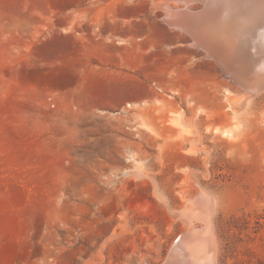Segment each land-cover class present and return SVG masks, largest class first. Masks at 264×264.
Listing matches in <instances>:
<instances>
[{"label":"rangeland","instance_id":"374dc122","mask_svg":"<svg viewBox=\"0 0 264 264\" xmlns=\"http://www.w3.org/2000/svg\"><path fill=\"white\" fill-rule=\"evenodd\" d=\"M164 4L185 6L175 0H0V264H141L142 258L163 264L185 225H170L158 191L173 207L183 206L184 168L199 173L217 203L219 264H264V91L255 96L258 116L232 150L207 136L208 144L223 148L214 149L205 176L201 158L181 150L163 129L172 110L190 115L187 102L169 95L197 99L208 124L224 127L234 124L227 89L245 88L194 48L188 34L169 28ZM120 10L131 13L122 17L130 30L147 36L143 46L131 45L142 53L132 56L141 77L132 79L140 88L132 99L138 105L100 110L91 102L96 87H76L75 73L63 79L67 64L83 58L66 52L90 44L104 19L116 24ZM138 167L154 180L139 176ZM124 213L131 234L105 242L108 231L124 224ZM136 255L139 261L132 260Z\"/></svg>","mask_w":264,"mask_h":264},{"label":"bare ground","instance_id":"6f19581e","mask_svg":"<svg viewBox=\"0 0 264 264\" xmlns=\"http://www.w3.org/2000/svg\"><path fill=\"white\" fill-rule=\"evenodd\" d=\"M175 1L185 6L172 8L164 4L162 8L165 13L164 21L169 28L172 27L181 33L188 34L191 39L190 44L194 48L199 47L203 50L206 58L214 59L219 64L225 76H229L245 88V91L242 89L239 92L227 89L225 93L228 99L226 112L228 111L229 118H233L234 124L224 127L208 124L207 119L204 118L205 109L195 106L197 99H191L180 91L169 95L171 99L180 97L187 102L190 115L186 110H172L169 117L163 116L167 117L169 122L163 126V129L169 139L171 138V142L180 146L181 150H187L192 157L201 158L204 166L203 173L207 176L210 175L214 163V149L221 148L218 141H213V145L208 144L207 136L213 135L215 140L224 143L223 147L226 146L227 149L232 150L239 142V132L242 129L245 130L248 122H254L256 114L258 116L255 96L264 91V0ZM196 2L202 3L200 8L202 12L198 14L196 10L190 8V4ZM137 105L138 103H128L126 107ZM140 125L153 130V126L151 127L146 121H141ZM143 131L156 139L149 131ZM131 156L132 160L141 164L134 155L131 154ZM193 170L195 169L184 168L180 184L177 182L184 200L183 206L173 207L170 199L168 200L162 191H158L159 198L171 213L170 225L177 220H181L185 225V229L173 243L163 264H219V243L214 221L218 211L217 203L213 201V194L208 191L199 173ZM137 174L154 180L152 174L143 172L139 167ZM188 185L192 188L187 189ZM187 190H192V196L184 195ZM121 218L124 224L118 223L114 229L108 231L104 235L105 242L111 239H123L128 233L131 234L132 228L129 229L130 220L127 219L126 213L121 214ZM98 244L100 242L96 245ZM132 260L139 261V255L133 256ZM140 262L149 264L145 258H142Z\"/></svg>","mask_w":264,"mask_h":264},{"label":"crops","instance_id":"0c3cea01","mask_svg":"<svg viewBox=\"0 0 264 264\" xmlns=\"http://www.w3.org/2000/svg\"><path fill=\"white\" fill-rule=\"evenodd\" d=\"M129 14L131 13L126 10L116 13L121 16L116 24L113 19H104L103 30L93 33L90 44L71 48L66 52L68 56L81 54L83 58L75 64H67V75L63 79L75 73L76 87H96L99 90L98 96L91 102L98 105L100 110L117 105L126 108L128 103L134 101L133 97L140 94L139 86L132 85L133 75L137 79L141 78L138 76L139 70L133 71L139 67V63H133L132 56L142 53L132 50L131 45L137 48L143 46L147 36H140L141 30H130L122 18ZM143 69L146 71V66ZM89 80H92V83L88 82ZM146 88L144 87V90Z\"/></svg>","mask_w":264,"mask_h":264},{"label":"water","instance_id":"95a60500","mask_svg":"<svg viewBox=\"0 0 264 264\" xmlns=\"http://www.w3.org/2000/svg\"><path fill=\"white\" fill-rule=\"evenodd\" d=\"M207 11H209V10H207ZM198 12H202V9H197L196 13L198 14Z\"/></svg>","mask_w":264,"mask_h":264}]
</instances>
